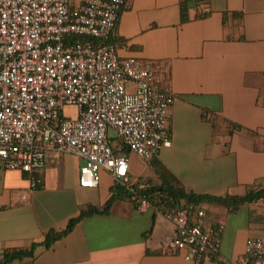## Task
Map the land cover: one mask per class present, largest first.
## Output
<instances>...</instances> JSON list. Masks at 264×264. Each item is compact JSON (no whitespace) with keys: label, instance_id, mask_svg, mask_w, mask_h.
I'll use <instances>...</instances> for the list:
<instances>
[{"label":"crops","instance_id":"crops-1","mask_svg":"<svg viewBox=\"0 0 264 264\" xmlns=\"http://www.w3.org/2000/svg\"><path fill=\"white\" fill-rule=\"evenodd\" d=\"M181 2L126 0L122 7L114 39L118 55L149 64L158 88L174 102L169 147L149 163L127 148L120 153L129 158L135 189L159 187V174L166 172L186 193L244 196L264 185V0H194L188 21L182 20ZM120 144L111 141L116 151ZM84 163L48 153L43 183L35 190L24 174L0 167V258L9 249L40 243L95 208L49 248L39 245L31 258L11 264H218L169 251L175 228L161 194L151 196L143 211L126 197L101 212L117 181L102 171L96 188L80 187ZM199 206L204 228L223 226L220 253L229 262L243 257L248 239L264 235L261 200L232 212L218 204Z\"/></svg>","mask_w":264,"mask_h":264},{"label":"built area","instance_id":"built-area-1","mask_svg":"<svg viewBox=\"0 0 264 264\" xmlns=\"http://www.w3.org/2000/svg\"><path fill=\"white\" fill-rule=\"evenodd\" d=\"M125 1L0 0V167L24 174L30 190L43 183L48 153L70 154L85 161L80 187L96 188L105 171L139 211L150 205L144 188L130 183L129 158L114 155L110 140L149 163L171 145L174 97L160 91L149 64L118 55ZM165 199L175 228L171 253L194 263L264 264V235L229 262L220 253L221 224L206 229L199 205Z\"/></svg>","mask_w":264,"mask_h":264},{"label":"trees","instance_id":"trees-1","mask_svg":"<svg viewBox=\"0 0 264 264\" xmlns=\"http://www.w3.org/2000/svg\"><path fill=\"white\" fill-rule=\"evenodd\" d=\"M181 1L182 20L188 21V17L186 15L187 7L190 5L191 2L193 3L194 0ZM111 141L112 140H110V142ZM120 145V150L116 151L113 149L114 155L118 157L123 156L120 151L122 152L126 150V147H124L122 144ZM159 175L162 179V184L159 187H146V189H144V192L148 196V199L154 195L159 197L161 194V197L167 196L176 202H183L184 204H192L195 206L200 205L201 203H212L222 205L226 207L230 212L237 210L240 205L245 204L247 202L257 200H261L264 202V185L261 188L249 190L244 196L227 195L225 197H215L205 194L197 195L193 193H186L184 189L172 185L171 176L168 175L166 172L160 173ZM114 184L115 187L112 189L111 197L109 198L101 212H106L109 208L110 203L115 199L126 197L130 198V194L124 188H122L120 183L115 182ZM96 212H98V210L95 208H88L86 211H82L77 218H73L68 221L67 226L64 230L48 232L40 243H32L27 249H9L7 251H4L0 258V264H11L16 261L31 258L37 246L42 245L45 248H49L54 242H56L57 240L65 236L68 232H70L74 225L81 220V218Z\"/></svg>","mask_w":264,"mask_h":264},{"label":"rangeland","instance_id":"rangeland-1","mask_svg":"<svg viewBox=\"0 0 264 264\" xmlns=\"http://www.w3.org/2000/svg\"><path fill=\"white\" fill-rule=\"evenodd\" d=\"M66 112H67V114H68L70 117H74L73 108L68 107V108L66 109Z\"/></svg>","mask_w":264,"mask_h":264}]
</instances>
